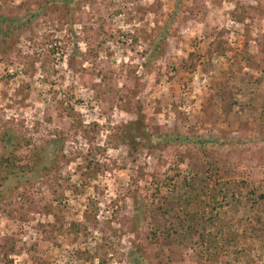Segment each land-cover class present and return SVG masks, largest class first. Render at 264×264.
Returning <instances> with one entry per match:
<instances>
[{"label": "rangeland", "instance_id": "rangeland-1", "mask_svg": "<svg viewBox=\"0 0 264 264\" xmlns=\"http://www.w3.org/2000/svg\"><path fill=\"white\" fill-rule=\"evenodd\" d=\"M36 1L0 0L27 22L0 41V129L30 144L25 162L55 149L53 170L0 181V264H101L97 248L105 264H264L231 195L206 212L234 225L230 247L163 240L180 220L159 217L179 172L264 194V0H78L39 18ZM139 109L154 142L130 154Z\"/></svg>", "mask_w": 264, "mask_h": 264}, {"label": "trees", "instance_id": "trees-1", "mask_svg": "<svg viewBox=\"0 0 264 264\" xmlns=\"http://www.w3.org/2000/svg\"><path fill=\"white\" fill-rule=\"evenodd\" d=\"M37 1V9L32 12L33 17L37 16V18L54 14L68 16L71 13V5L78 2V0ZM26 24L27 22L25 19H9L6 16L0 15V41L10 38L15 25L23 27ZM145 120V115L142 110L139 109L137 119L128 126L127 139L129 141L128 145L130 146V154H135L140 147L146 148L154 142V136L149 132ZM165 137L168 138V143L174 141L183 143L190 140L179 134L174 138L171 135H165ZM25 142V138L22 137L16 129L6 124L0 129V181L2 183H5V181H8L9 178L13 176H39L42 173L48 176L52 172V166L48 164L50 157L55 154V149L46 152L44 155L40 153L34 154L31 161L25 162L24 160H26V157L20 156L21 149L30 146L29 143ZM220 171L221 170L215 173L217 180L223 178ZM210 180L211 178L205 179V177H200V175L198 177L184 176L179 172L178 176L175 177L172 182L166 183V186L170 187L172 190L169 191L167 196V206H161L163 215L159 217L161 220H166L171 214H175L180 222L177 228L173 230L169 229L161 233L163 240H170L172 237H176V240L198 238V241L202 243L209 242L211 244L210 251L214 250L220 242L223 243L225 247H230L234 241L239 244V242L242 241H240V237L241 239L244 237L248 239L256 237L260 243H264V215L261 213V203L264 201V194H258L255 189L250 188L244 181L235 184L231 192V190L228 189L230 187L228 185L229 183L219 182L211 185ZM230 195L231 199L228 200V204L239 207L242 212L245 209L250 212H255L250 217H246L248 222L253 225V228L247 231L248 229L243 225L242 235L240 237L238 236L236 239H233L232 233L226 231L228 227L231 229L234 225L228 226V224H223V222H220V224L216 223L221 220L218 215L213 216V211L215 210L216 212V210H218L216 205L217 199L222 197V200L225 201ZM236 195L244 199V207L242 206V202L236 199ZM2 196L3 192L0 191V198ZM211 203L214 204L215 207L212 208L213 211L211 210V216H209L206 214L207 205ZM204 206L206 210L202 211L201 208ZM222 208L223 206L220 207V209ZM242 217H240L238 221L240 225V221L243 219ZM215 223L218 224L215 227V232L208 233L205 226L209 225V227H213ZM99 252L100 250L97 248L95 256L96 258H100L101 264H105L104 259L99 256ZM235 253L234 257H236ZM136 261H139V257Z\"/></svg>", "mask_w": 264, "mask_h": 264}]
</instances>
